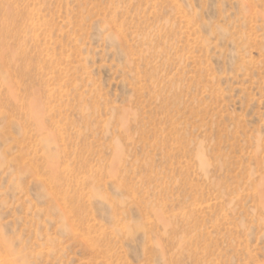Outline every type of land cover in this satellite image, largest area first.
I'll return each instance as SVG.
<instances>
[{
    "label": "rangeland",
    "instance_id": "obj_1",
    "mask_svg": "<svg viewBox=\"0 0 264 264\" xmlns=\"http://www.w3.org/2000/svg\"><path fill=\"white\" fill-rule=\"evenodd\" d=\"M0 27V264H264V0H0Z\"/></svg>",
    "mask_w": 264,
    "mask_h": 264
},
{
    "label": "bare ground",
    "instance_id": "obj_2",
    "mask_svg": "<svg viewBox=\"0 0 264 264\" xmlns=\"http://www.w3.org/2000/svg\"><path fill=\"white\" fill-rule=\"evenodd\" d=\"M6 31L3 27H0V36L4 37L6 35ZM0 56L2 57V55L0 54ZM4 57V56H3ZM6 58V63L4 64V66L6 68H13L14 69V60H13V56L12 53H10L8 56L4 57V59Z\"/></svg>",
    "mask_w": 264,
    "mask_h": 264
}]
</instances>
